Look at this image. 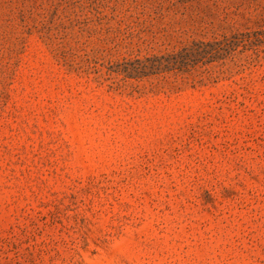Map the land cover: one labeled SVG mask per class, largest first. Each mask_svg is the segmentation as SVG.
Listing matches in <instances>:
<instances>
[{
	"label": "rangeland",
	"instance_id": "obj_1",
	"mask_svg": "<svg viewBox=\"0 0 264 264\" xmlns=\"http://www.w3.org/2000/svg\"><path fill=\"white\" fill-rule=\"evenodd\" d=\"M0 264H264V0H0Z\"/></svg>",
	"mask_w": 264,
	"mask_h": 264
}]
</instances>
